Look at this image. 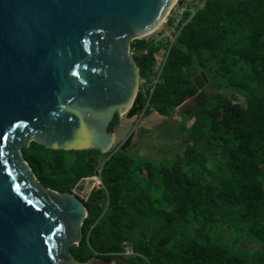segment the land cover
Segmentation results:
<instances>
[{
	"label": "trees",
	"instance_id": "trees-1",
	"mask_svg": "<svg viewBox=\"0 0 264 264\" xmlns=\"http://www.w3.org/2000/svg\"><path fill=\"white\" fill-rule=\"evenodd\" d=\"M193 1L158 83L145 86L170 42L131 43L142 82L129 118L198 101L180 108L194 121L175 158L132 155L134 133L105 153L37 141L23 149L45 187L84 201V238L72 246L81 263L264 264V0ZM201 72L209 82L199 91ZM118 123L116 114L110 131ZM126 243L136 255L123 256Z\"/></svg>",
	"mask_w": 264,
	"mask_h": 264
},
{
	"label": "water",
	"instance_id": "water-1",
	"mask_svg": "<svg viewBox=\"0 0 264 264\" xmlns=\"http://www.w3.org/2000/svg\"><path fill=\"white\" fill-rule=\"evenodd\" d=\"M172 3L0 0V264H118L75 259L88 209L76 193L45 187L23 149L37 141L105 153L137 137L145 125L123 117L141 85L131 43L161 25ZM194 81L202 91L209 79Z\"/></svg>",
	"mask_w": 264,
	"mask_h": 264
},
{
	"label": "rangeland",
	"instance_id": "rangeland-1",
	"mask_svg": "<svg viewBox=\"0 0 264 264\" xmlns=\"http://www.w3.org/2000/svg\"><path fill=\"white\" fill-rule=\"evenodd\" d=\"M195 3L193 0H183L182 3L176 4L175 7L171 10L168 17L176 21L184 17V12L186 9L195 10ZM168 28L165 21L152 33L142 37V38H156L160 39V32ZM160 41H165V39H160ZM168 41V40H167ZM163 50L157 53V59H161ZM142 82V81H141ZM153 84V79H151L146 87H149ZM141 86V85H140ZM198 101L195 98H192L188 105L196 106ZM125 120H134V117L129 118L127 115L124 117ZM194 119L190 117L187 111L181 112L180 109H177L169 119H166L160 124L155 130L139 129L137 137H135L133 145L129 148L130 153L136 157L148 158L153 161H159L164 157L175 158L177 153L182 149V144L186 139V130L185 126L188 128ZM120 143L113 145L112 149L117 148ZM84 190H80V195L83 194ZM118 264H129L124 259H116Z\"/></svg>",
	"mask_w": 264,
	"mask_h": 264
},
{
	"label": "built area",
	"instance_id": "built-area-1",
	"mask_svg": "<svg viewBox=\"0 0 264 264\" xmlns=\"http://www.w3.org/2000/svg\"><path fill=\"white\" fill-rule=\"evenodd\" d=\"M180 20H176L175 23L172 26H170V27H168L165 30L160 32V34H161L160 35L161 36L160 39L168 40L170 42V46L167 48V50H163V54L161 56V59H157V68H156L157 75L153 79V84H156V83H158L161 80L163 69H164V67L166 65L167 58H168L171 46L176 41L177 36H178V34L180 32V31H177V26H178ZM165 23H166V25L169 23L168 17L165 19ZM160 39H157V40L159 41ZM131 54L133 56L132 48H131ZM127 113H124L123 117H125V115H127ZM133 117H134L135 122L137 124H139L143 120V118L145 117V113L142 112V113L137 114V115H135ZM122 254H123V256H127V257L136 255L137 253L135 251V246L132 243H126L125 247H124V251H123Z\"/></svg>",
	"mask_w": 264,
	"mask_h": 264
},
{
	"label": "crops",
	"instance_id": "crops-1",
	"mask_svg": "<svg viewBox=\"0 0 264 264\" xmlns=\"http://www.w3.org/2000/svg\"><path fill=\"white\" fill-rule=\"evenodd\" d=\"M166 119H169L166 118ZM166 119H164V116L160 115L157 111L154 113V114H150V115H147L143 118V120L141 121V123H143L145 126H143L141 129H147V130H155L156 128H158L160 126V124L162 122H164ZM139 131V130H138ZM138 134V132H137ZM130 135V134H129ZM128 135V137H129ZM127 137V138H128ZM126 138V139H127ZM125 139V140H126ZM124 140V141H125ZM123 141V142H124Z\"/></svg>",
	"mask_w": 264,
	"mask_h": 264
},
{
	"label": "bare ground",
	"instance_id": "bare-ground-1",
	"mask_svg": "<svg viewBox=\"0 0 264 264\" xmlns=\"http://www.w3.org/2000/svg\"><path fill=\"white\" fill-rule=\"evenodd\" d=\"M178 0H173V3H172V5H174V7H175V5L177 4L176 2H177ZM160 25H158L152 32H154L158 27H159ZM152 32H150V33H152ZM150 33H148V34H150ZM147 34V35H148Z\"/></svg>",
	"mask_w": 264,
	"mask_h": 264
},
{
	"label": "flooded vegetation",
	"instance_id": "flooded-vegetation-1",
	"mask_svg": "<svg viewBox=\"0 0 264 264\" xmlns=\"http://www.w3.org/2000/svg\"><path fill=\"white\" fill-rule=\"evenodd\" d=\"M132 133H133V132H132ZM132 133H131V134H132ZM131 134H130V135H131ZM130 135H129V136H130Z\"/></svg>",
	"mask_w": 264,
	"mask_h": 264
}]
</instances>
